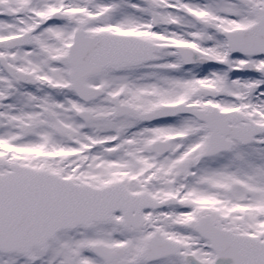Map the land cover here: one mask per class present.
<instances>
[{
  "label": "snow or ice",
  "instance_id": "1",
  "mask_svg": "<svg viewBox=\"0 0 264 264\" xmlns=\"http://www.w3.org/2000/svg\"><path fill=\"white\" fill-rule=\"evenodd\" d=\"M0 264H264V0H0Z\"/></svg>",
  "mask_w": 264,
  "mask_h": 264
}]
</instances>
